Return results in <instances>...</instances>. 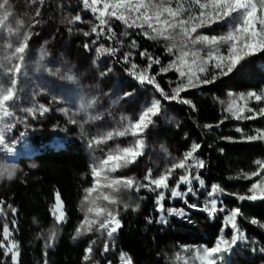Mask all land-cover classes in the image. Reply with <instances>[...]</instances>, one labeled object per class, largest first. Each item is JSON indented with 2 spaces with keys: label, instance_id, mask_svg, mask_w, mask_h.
Returning <instances> with one entry per match:
<instances>
[{
  "label": "trees",
  "instance_id": "trees-1",
  "mask_svg": "<svg viewBox=\"0 0 264 264\" xmlns=\"http://www.w3.org/2000/svg\"><path fill=\"white\" fill-rule=\"evenodd\" d=\"M17 1L15 12L10 15L13 21L19 19V12L16 11L19 10L22 0ZM55 4V0H43V3L34 0L32 6L28 5L25 10L20 11L21 16L32 20L30 25L33 33L30 41H37L49 28L56 27L57 32L51 46L52 54L58 53L59 44L64 41L87 53L101 45L117 49L114 55L99 54L104 75L116 76L124 87L127 98L132 100L138 92L154 90L161 102L162 113L166 111L165 105H169L173 119L167 117L170 113L167 110L165 116L158 115V122L152 124L157 125L166 140L180 153L190 151L194 142L199 144L200 148L195 156L203 161L199 173L204 177L205 184L208 187L219 184L228 193L222 196L220 207L225 210L241 208L243 216L237 218V223L245 239L238 241L230 253L224 254V261L227 264H264V227L260 226L264 224V201L241 202L231 195L248 194L247 189L254 182V178L245 180L236 177L242 172L254 171L257 167L254 160L264 159V142H245L236 129H243L245 134H255V129L264 128V117L237 120L225 110L236 94L264 89V53L245 59L232 73L218 76L213 83L199 84L181 92V98L189 100L191 105L165 100L153 85L141 84L130 75L129 69L131 63L138 65L137 71L147 66L148 59L141 57V52L159 58L160 64H154L150 73L155 74L160 87L171 94L181 81L174 70L160 72L162 66L166 67L175 59L165 50L167 42L147 39L142 30L126 28L115 19L110 22L115 37L108 40L107 33H92L91 29L98 21L84 7L83 0H61L62 17L56 16ZM37 9L40 11L39 16L35 15ZM76 16H80L81 21H75ZM9 27L11 25L5 21V27L0 31L1 36L3 31L7 33ZM213 27L204 28L203 31L212 34ZM4 38L7 40L9 33ZM132 41L136 42L135 47H132ZM126 53H131L128 64L123 62ZM209 71L212 69L208 68L207 75L203 78H208ZM229 93L234 95L229 96ZM37 94L43 99L49 97L47 92L38 91ZM14 124L17 132H28L29 140L33 144L46 146L31 158L35 167L26 166V173L21 178L0 187V201L4 206V215H0V241L3 240V226L8 224L12 239L19 245L18 264L117 263L121 253L129 256L132 264H183L177 256L190 260L197 248L212 246L220 236L224 212L210 216L207 211L202 210L204 206L190 209L187 203L180 200L170 203L165 199L164 207L185 208L186 212L181 217L169 215L164 218L166 222L161 223L155 191L144 187L139 191L121 187L118 192L111 193L118 200L117 204L108 205L103 200L99 201L118 215L122 224L118 234L110 239L106 230H97V226H93L91 232L77 237L76 228L88 207L87 204L81 206L84 189L92 185L89 147L91 137L85 129L73 125L61 113L42 116L35 110L33 118L25 111L24 118L16 120ZM253 124L257 127H252ZM55 135L63 146L48 147L47 144L54 141ZM227 137L232 140L224 139ZM140 160L141 157L111 175L116 178H135L138 183L143 184L145 180L140 169ZM57 192L66 214V222L60 224L55 222L51 214ZM96 195L94 192L92 198ZM8 205L16 209L14 216ZM252 219L258 223L252 224ZM52 231H55L56 239L48 247L47 238ZM225 234L229 237L232 235L230 230H225ZM105 245L108 246L107 252L104 251ZM89 247L92 252L89 255L90 260L87 261L84 257ZM0 264H13L11 256L5 255L2 248Z\"/></svg>",
  "mask_w": 264,
  "mask_h": 264
},
{
  "label": "snow or ice",
  "instance_id": "snow-or-ice-1",
  "mask_svg": "<svg viewBox=\"0 0 264 264\" xmlns=\"http://www.w3.org/2000/svg\"><path fill=\"white\" fill-rule=\"evenodd\" d=\"M7 2L8 0H0V9L4 10L2 18H0V28H4L5 21L9 19L10 13L6 8ZM39 2L43 3V0H39ZM83 5L91 11L98 21L91 29L92 33L97 35L107 33V39L112 40L115 33L110 22L115 19L120 21L126 28L142 30V34L147 39L167 42L165 50L175 59L170 61L166 67L162 66L160 72L174 70L178 73L181 81L173 88L171 94L165 92L157 83L155 74L150 73L154 64H160L159 58L141 52V57H147L148 59L147 66L137 71L138 65L131 63L129 69L130 75L141 84L153 85L165 100H176L191 105L189 100L181 98V92L197 87L199 84L213 83L218 76H227L232 73L245 59L264 53V0H83ZM35 15H40L39 9L36 10ZM74 19L77 22L81 21L80 16H76ZM221 22H226L225 26L227 28V31L222 35L209 36L199 32L201 28L210 27ZM21 27L22 25L18 26L15 31L10 27L7 29L10 36L15 37V42L11 39L5 41L3 47L7 51L3 53V59L0 60V125H2L0 126V146L7 149L9 153L13 151V148L6 142L5 130L11 131L15 124L5 121L15 118V107L20 99V77L21 75H27L25 57L30 33L21 32ZM85 35H88V33H85ZM135 46L136 42L132 41V47ZM85 47L88 46L85 45ZM96 51L101 55H114L117 49L101 45ZM44 55L46 53H41V59ZM130 58L131 53H126L123 62L128 64ZM209 65L217 69L218 72L216 75L203 78L204 75H207ZM68 79H73V77L70 75ZM233 95L229 93V96ZM253 99L257 103L264 102V93L258 94L252 91L248 92L246 96L241 94L238 100L243 101V105H239L237 99H232L225 110L232 118L237 120H255L264 117V107L254 109L248 106V100ZM192 107L194 108V105ZM25 111L35 118L34 109L29 108ZM48 111L47 107L40 106L39 115H43ZM64 111L67 113V110ZM160 112V100L153 99L138 119L128 120L126 123H122L120 127L113 128L103 135L89 140V147L92 148L122 137L131 136L133 138L132 143L126 145L116 144L104 153L102 159L91 166L92 185L84 189L85 195L81 201L82 207L85 204L88 207L84 210L83 220L76 228L77 237L91 232L93 226H97V230H106L109 237H112L118 231L121 224L117 215L99 201L103 200L108 205L117 204L118 200L111 193L118 192L121 187L136 191L144 187L149 191H156L158 193L156 198L158 211L164 212L162 202L166 199L165 191L170 192L172 198H183L188 193L195 195L191 186L192 179L198 180L201 187L205 186L204 181L198 175L191 176L189 172L191 166L203 167V161L195 159L194 154L200 148V145L195 142L191 145L190 151L185 152L181 159L172 163L159 175L153 177L152 170L148 169L144 176L147 183L140 184L135 178H116L111 175L135 163L139 157L144 155L143 132L154 122L152 118L158 116ZM246 112L250 115H245ZM99 118V116L95 117V119ZM205 127H211V125H205ZM236 131L242 134L241 139L245 142H264V129L257 128L254 130L255 134L251 135L245 134L241 128H237ZM224 139L232 140L231 137ZM189 160L195 161V164L189 165ZM254 164L257 166L256 170L242 172L240 176L236 177L245 180L259 177L248 187V194H231L241 202L264 201V175H261L264 172V160L256 159ZM35 166L32 165V167ZM176 169H181L182 174L175 185L170 186L168 181L172 178V174ZM14 175V168L9 170L0 166V179L12 180ZM181 184L188 185L186 192L179 190ZM105 189L109 191L106 192ZM94 192L97 195L92 198ZM225 194L228 193L221 185H211V189L207 193V196L211 199L202 210L207 211L210 216H214L217 212H224V208H217L218 201L212 197ZM7 207L11 208V205ZM189 207H195V205H189ZM11 212L14 216L16 209L11 208ZM167 212L168 215H184L183 210L168 209ZM51 214L56 223L66 222L63 202L58 192L55 194V203L51 209ZM0 215H4L2 201H0ZM241 216H243V213L240 207L229 210L224 217L221 231L223 232L225 228L230 227L233 230L231 238L228 239L221 235L214 246L195 250L193 260L199 262V264H220L224 259V254L230 253L238 241L245 239V235L237 223V218ZM160 222H166L163 216ZM251 223L255 225L258 221L252 219ZM12 225L14 228L15 220L12 221ZM260 226L264 227V224ZM2 235L3 240L0 241V248L4 249L5 255L11 254V260L13 264H16L19 256V245L11 239L12 231L8 224H4ZM55 239L56 233L52 231L47 238L46 246H52ZM104 251H108L107 245H105ZM86 252L84 259L88 260L92 252L91 247ZM177 259L182 258L177 256ZM121 261L123 264H132L131 259L124 253H121ZM183 264H189V261L183 260Z\"/></svg>",
  "mask_w": 264,
  "mask_h": 264
},
{
  "label": "rangeland",
  "instance_id": "rangeland-1",
  "mask_svg": "<svg viewBox=\"0 0 264 264\" xmlns=\"http://www.w3.org/2000/svg\"><path fill=\"white\" fill-rule=\"evenodd\" d=\"M16 2L18 1L8 0L7 2L6 8L10 15L11 13L15 12L14 7L17 5ZM55 2V14L58 17H62L60 10L61 0H55ZM33 4L34 0H22L21 4H19L18 7L19 10L16 11V13L19 12V19L17 21H13V18L11 19L9 15V19L6 20L11 25V28H13L14 31L18 26L22 25V27L20 28L21 32L30 33V37L33 33V28L30 25L32 20L25 17L24 15L21 16L20 11H22V9L25 10L28 5L32 6ZM3 12L4 10L0 9V18H2ZM225 25L226 22L211 25L210 27L214 26L212 34L203 31V29L207 27L199 29V32L201 34L209 36H219L227 31ZM56 32L57 28L51 27L37 41L31 42L29 39L28 50L25 57L27 75H21L20 77V99L15 107V118L5 122L14 123L16 120H22L25 116V109L31 108L39 111L40 106H44L47 107L49 111L44 113L42 116L48 115L50 113H61L66 116V118L73 125L85 129V131H87L88 135L92 139L93 137L103 135L105 132L112 130L113 128L120 127L122 123H126L128 120L134 121L138 119L142 111H144V109L150 105L153 99L159 100L156 92L151 89L145 92H138V94H136V98L133 100L131 98H127V96L125 95L124 87L118 82L116 76H114L113 74L108 76L104 75L103 63L101 62L100 55L97 53L96 49L87 53L73 47L70 42L64 41L63 43L59 44L58 53L52 54L51 46L54 43ZM7 35L8 31L7 33L6 31H3L2 36L0 32V60L3 59V53L7 51L3 47V42L4 40H6L4 37ZM8 39H11L13 42H15V37L10 36V34ZM205 51L207 50L205 49ZM41 53H46V55L43 56V59H41ZM208 68L212 69V71H209L210 74L208 73L209 75L207 77L215 75L218 72V70L211 65H209ZM70 75L73 77V79H68V76ZM38 91L47 92L49 95V97H47L48 100H46L47 98L43 99L40 95H38ZM248 92L236 94L230 99V101L232 99H237V103L242 106L244 102L239 101L238 97L241 94H244L246 96ZM254 92H257L258 94L264 93V89H260ZM247 103L249 107H252L254 109L264 107V102L257 103L254 99L248 100ZM254 104H256V106L258 107H256ZM165 107L166 111L162 113L161 110L159 116H165V113L168 112L167 110L170 109L169 105H165ZM64 110H67V113H65ZM169 112V116L167 117H169V119H173L170 110ZM245 115H250V113H247ZM97 116H99L100 118L95 119V117ZM157 117L158 116L152 118L155 124L156 122H158L156 119ZM73 121H75V123H73ZM155 124H150L144 130L142 135V138L145 141V148L144 155L141 156L140 160V169L144 176L148 169L152 170L153 177L159 175L165 169L170 167L172 163L181 159L184 154L176 150L166 140V137ZM253 126L257 127L254 124L252 125V127ZM21 133H23V135H21ZM5 136L6 142L10 147L13 148V151L9 153L7 152V149H5L3 146H0V166L6 167L9 170H12L14 168L15 175L12 180H16L21 178L26 173V166H32L34 164L31 158L44 150L46 146H38L33 144L29 140L28 132H17L15 127H13L11 131L5 130ZM132 142L133 138L131 136H127L118 138L114 141H109L106 144L92 147L90 154L91 165L102 159L104 153L107 152L110 148L114 147L116 144L126 145ZM47 146L58 148L63 145L60 142L59 138L55 135L54 141L47 144ZM198 158V156H195L196 160H198ZM188 164L194 165L195 161L189 160ZM200 170L201 167L196 166H191L189 168L191 176L198 175L205 184L204 177L199 173ZM181 174L182 170L176 169L172 174V178L168 181L169 185L174 186ZM261 175H264V172H262ZM258 179L259 177H255L254 182ZM12 180H8L6 178L0 179V187H3V185H5L6 183L8 184ZM144 183H147V181L143 182V184ZM191 186L193 188V191L195 192V195H193L192 193H188L183 198H172L170 192L165 191L166 199L169 200L170 203L176 200H180L182 203H187L188 207L189 205H195V207H189L190 209H196L200 206L205 207L206 203L209 201V199H211L207 196V193L208 191H210L211 187H208L206 184L204 187H201L199 185V181L196 179H192ZM187 188L188 185L181 184L179 190L186 192ZM222 196L223 195L212 197L217 199L218 209L221 208L220 203L222 202ZM164 209V212L159 211L161 217L163 216L164 218H167L169 216L167 212L168 209H175L177 211L183 210V213L186 212L185 208L164 207ZM229 210L224 211V217ZM175 216L181 217L182 215ZM117 218L119 219L118 215ZM120 229L121 227L115 234H113L112 237L109 238L112 239L114 236H116ZM225 230H230L231 233L233 231L230 227L225 228L223 232H221L220 236L223 235L225 238L230 239L231 236H227L225 234ZM216 241L212 246L215 245ZM212 246H202L197 248V250ZM9 255L11 256V254ZM89 260L90 258L87 261ZM181 260H188L190 264H199V262L194 261L193 258H190L189 260L185 257H182ZM18 262L19 256L17 258L16 264H18ZM107 264H123V262L121 261L120 256L117 263L110 261ZM220 264L227 263L223 259Z\"/></svg>",
  "mask_w": 264,
  "mask_h": 264
}]
</instances>
